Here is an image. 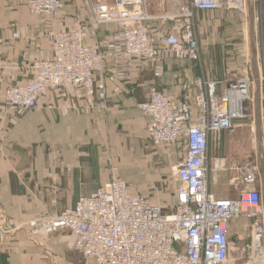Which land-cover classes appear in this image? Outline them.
Listing matches in <instances>:
<instances>
[{"label":"crops","instance_id":"1","mask_svg":"<svg viewBox=\"0 0 264 264\" xmlns=\"http://www.w3.org/2000/svg\"><path fill=\"white\" fill-rule=\"evenodd\" d=\"M185 1L144 0V10L153 17L145 26L156 29L152 42L181 30L182 19L174 15ZM61 2L58 14L45 16L30 13L23 0H0V264H88L73 250L66 229L42 228L37 219L94 193L110 179L112 168L134 193L167 212L174 205L172 169L184 153L183 143L155 145L138 104L149 97L151 87L193 105L198 78H252L246 33L232 27L234 20L245 25L247 11L198 10L193 18L198 60L170 52L123 63L109 58L95 75L92 95L81 86L53 88L37 97L33 109H11L4 101L5 89L24 83L36 59L56 56L57 33L80 30L85 44L105 49L120 30L117 23H94L85 0ZM249 3L257 29L252 40L257 53H264L263 1ZM258 60L261 72L264 59ZM226 133L209 148L208 188L214 196L231 199L261 183L259 173L254 184L246 183L239 167L238 175L219 182L224 171L212 164L214 157L226 160L216 150ZM255 156L257 164L246 168L245 176L252 166L259 167Z\"/></svg>","mask_w":264,"mask_h":264},{"label":"built area","instance_id":"2","mask_svg":"<svg viewBox=\"0 0 264 264\" xmlns=\"http://www.w3.org/2000/svg\"><path fill=\"white\" fill-rule=\"evenodd\" d=\"M23 1L32 14L51 16L62 8L61 0ZM85 2L94 23L119 25L112 45L101 49L85 44L80 30L57 33L53 40L56 56L36 59L24 83L5 89L4 101L11 109H33L37 97L53 88L81 86L92 95L95 75L103 71L109 58L121 63L170 52L198 60L195 11L247 9L246 0H186L174 15L182 19L181 30L163 35L155 44L150 35L156 29L145 26L153 17L144 10V0ZM260 82L263 101L264 70ZM217 84H222L221 91ZM197 86L193 105L178 102L155 87L138 104L155 145L183 143L184 153L172 169L176 188L171 209L164 212L160 205L134 193L112 168L110 179L98 190L79 197L70 208L41 215L39 226L66 229L73 238V250L88 264H228L234 260L230 226L233 220L242 219L250 232L248 263L264 264L261 187L249 188L231 199L214 196L208 188L209 148L220 143L223 132L249 121L244 103L252 102V78H198ZM219 167V159L214 157L212 168ZM258 173L259 168L252 166L246 183L254 184Z\"/></svg>","mask_w":264,"mask_h":264},{"label":"rangeland","instance_id":"3","mask_svg":"<svg viewBox=\"0 0 264 264\" xmlns=\"http://www.w3.org/2000/svg\"><path fill=\"white\" fill-rule=\"evenodd\" d=\"M262 1H263V8H264V0H261V2ZM246 11L248 15V10ZM254 13L255 12L253 10V16H254ZM232 27L234 28L236 33L237 32L242 33V28H243V32L244 34L246 33V39H247V33L249 32V24L247 22H245V25L242 24V26H240L234 20V24ZM255 27H256V24L253 29L254 39H255V35H257V29H255ZM220 32L222 33V29L220 30ZM256 53H257V50H256ZM263 55H264L263 52L259 54L257 53V56L260 57V62H261V58L264 59ZM252 92L254 94V88L252 89ZM244 104H245V108H247L248 106V109L246 110V114H247V118L249 121L245 123V125H243L242 127L236 128L233 131H229L228 133H226L225 143L222 145H219L218 148L216 149L218 153H221V156L226 159L225 162L219 161V165H220L219 168H222L221 171H224L223 174L221 172V176L218 179L220 183L227 181L228 178L230 177L231 178L235 177L234 176L235 174L238 175L241 172L240 169L242 170V174L244 175V178H245L246 168H248L249 166L253 164H257L255 163V159H256L255 155L259 157V152H257V141H256V136H255V130H254L253 104L251 101H247ZM262 104L263 106H262V115H261V120H262L261 122V134L262 135L261 136H262V145H263V150H264V100L262 101ZM212 146H215V144L212 143ZM233 162L234 164H236L235 167H233ZM245 225H246V222L242 219L233 220L231 223L230 232L233 233L234 235L230 242V246L233 250L234 260L228 264H249L248 255L251 250V247H249L250 246L249 245V233L250 232H249V229L245 227ZM235 233L237 234L235 235Z\"/></svg>","mask_w":264,"mask_h":264},{"label":"water","instance_id":"4","mask_svg":"<svg viewBox=\"0 0 264 264\" xmlns=\"http://www.w3.org/2000/svg\"><path fill=\"white\" fill-rule=\"evenodd\" d=\"M248 8V17L247 23L249 24V32L247 33V40L249 42V56H251V73H252V82L254 88V94L252 97L253 104V120L255 127V136L257 141V152H259V180L261 183V199L262 207L264 209V150L262 145V136H261V115H262V88L260 82V71H259V61L256 53V48L252 40L253 29H254V16L253 9L249 3V0H246Z\"/></svg>","mask_w":264,"mask_h":264},{"label":"bare ground","instance_id":"5","mask_svg":"<svg viewBox=\"0 0 264 264\" xmlns=\"http://www.w3.org/2000/svg\"><path fill=\"white\" fill-rule=\"evenodd\" d=\"M254 130H255V127H254ZM262 135V134H261ZM231 247V246H230Z\"/></svg>","mask_w":264,"mask_h":264}]
</instances>
